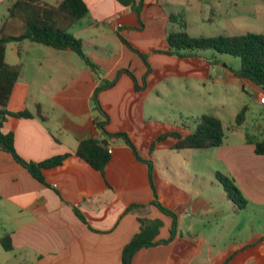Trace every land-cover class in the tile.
Masks as SVG:
<instances>
[{
    "label": "crops",
    "instance_id": "0c3cea01",
    "mask_svg": "<svg viewBox=\"0 0 264 264\" xmlns=\"http://www.w3.org/2000/svg\"><path fill=\"white\" fill-rule=\"evenodd\" d=\"M11 1L0 0V24ZM40 1L56 5L60 0ZM83 1L88 15L69 31L82 41L95 70L70 49L29 40L6 45L5 61L21 65L6 110L28 111L31 116H7L2 130L14 133L15 150L27 161L72 155L44 170L41 183L10 153L0 150V238L9 234L12 246L5 250L0 243V264H121L123 247L139 230L138 217L159 218L162 226L156 239L170 236L172 217L150 204L149 165L135 157L124 139L102 134L95 124L99 115L93 92L103 81L114 79L98 94L109 116L106 130L127 132L140 156L151 162L157 200L176 213L174 237L138 249L131 264H264V153L256 154L253 144L264 137L260 101L264 91L238 78L233 70L240 66L228 65L227 58L223 61L214 51L181 57L158 52L168 48L167 34L179 28L170 15H180L191 36L205 35L198 33L208 30V22L214 24L216 32L210 35L215 36L264 33V0H143L139 14L117 0ZM191 19L199 21V28L190 25ZM122 39L147 54L148 73L138 53ZM216 66L221 67L216 77L224 82L235 79L243 90L252 91L251 100L244 104V120L254 108L261 137L245 131L235 141L201 149L210 152L206 159L194 151L200 149H172V138L157 142L150 151L158 135L189 129L180 127L185 125L181 118L177 123L148 114L147 106L156 111L158 99L174 93L175 85L193 88L198 81L205 86L215 77ZM123 69L130 70L140 85L145 78V87L136 90L130 75H117ZM87 137L105 140L111 149L103 173L73 154ZM218 172L234 180L247 200L244 208H238L222 189L220 194L231 204H213L214 191L204 184L205 175L217 179ZM132 204L139 206L127 211ZM218 226L227 230L219 233ZM243 228L250 233L230 237L231 230Z\"/></svg>",
    "mask_w": 264,
    "mask_h": 264
},
{
    "label": "trees",
    "instance_id": "16d2710c",
    "mask_svg": "<svg viewBox=\"0 0 264 264\" xmlns=\"http://www.w3.org/2000/svg\"><path fill=\"white\" fill-rule=\"evenodd\" d=\"M121 4L128 5L139 14L143 0H117ZM88 15V7L83 0H60L56 5L48 4L40 0H14L8 5L6 14L2 17L0 24V150L10 153V155L21 164L36 180L44 183V170L60 165L64 159L71 156L72 153H64L49 157L40 162L27 161L20 157L14 147V133L12 131L4 132L2 130L3 122L7 116L30 117L28 111L10 113L6 110L11 92L15 83L21 75L20 64H8L5 61L6 45L9 42H20L29 40L55 49H70L75 52L84 62L95 70L96 65L90 60L84 52L82 41L74 37L69 28ZM169 19L175 21L179 28L167 34L168 48L158 50L166 54H175L177 56H186L196 50H212L218 54H228L240 59V67L233 70L234 74L241 79L250 81L258 89L264 91V33L246 32L237 35H216V36H191L186 29L185 20L180 15H170ZM123 42L134 52L138 53L147 67V73L150 71V65L147 61V54L133 47L128 41ZM127 73L134 82V88L141 90L145 87V78L140 85L134 74L123 69L120 73ZM114 80H105L99 84L92 95L94 109L98 112L95 118V124L102 134L108 136L121 137L129 145L135 157L149 165L148 179L153 193L151 205L156 206L162 213L172 217L173 223L170 227V236L167 239H156L162 226L159 218H141L138 217L139 230L133 234L128 243L123 247L121 253V264H131L134 253L143 247L155 246L159 243L170 241L175 235L176 213L168 207L162 205L157 200V193L153 181L151 162L143 159L129 135L125 131L109 132L106 125L109 116L98 101V94L102 89L109 88L115 83ZM246 106L244 105L236 115V125L242 124L245 118ZM38 115L42 120L45 117L41 115L39 107ZM180 127L189 129L187 133L180 130L166 131L153 139L150 145V151H153L155 144L172 138V149H206L216 147L223 143L225 137L224 127L220 118L201 114L192 123L193 127L188 128L189 124L184 122ZM254 151L256 154L264 153V137L253 140ZM73 154L88 163L95 170L103 173L105 165L110 159L108 145L101 143V140L95 137L81 139ZM219 181L223 182L224 190L228 197L238 206L244 208L247 204L246 198L242 195L234 180L223 174L216 173ZM138 204L130 205L126 210L133 211ZM76 214L86 222L84 216L76 210ZM264 236V234H263ZM0 243L5 250L12 248L9 234H4L0 238Z\"/></svg>",
    "mask_w": 264,
    "mask_h": 264
},
{
    "label": "rangeland",
    "instance_id": "374dc122",
    "mask_svg": "<svg viewBox=\"0 0 264 264\" xmlns=\"http://www.w3.org/2000/svg\"><path fill=\"white\" fill-rule=\"evenodd\" d=\"M193 25V28H199V21L197 19H191L190 25ZM208 30L202 29L198 34H205L199 36H215L210 35L213 31V25L208 22L207 24ZM202 27V26H201ZM202 51V50H196ZM207 53H212L213 51L208 49ZM217 54V53H216ZM220 55L221 59L227 58L228 65L237 68L240 66V59L235 56H231L228 54H217ZM217 67V66H216ZM221 67H217L216 71L213 70L215 77L209 78L205 82V86L202 85L200 82L196 81L195 87H183L179 84L175 85L174 93H165L163 98L158 99V108L154 111L149 105L147 106V112L157 114V116L163 117L165 120L169 117L170 120L175 121L178 123V120H184L186 123L191 124L193 120L196 119L197 116L201 114H210V115H217L222 122L225 131L224 142H231L235 141L238 135H243L246 131L248 134H252L254 136L261 137V132L258 131L255 127L256 125V118L257 113L256 110L253 108L251 112L247 114L246 119L242 122V124L237 127L235 123L236 115L242 108L244 104L249 103L251 100L252 91L249 89L243 90L239 82L235 79H230L228 82H224V79L216 77L218 72L220 71ZM222 73V72H221ZM227 78V77H226ZM247 113V112H246ZM263 137V135H262ZM199 151L201 153L200 157L202 159H206L208 150H194ZM157 156H160L161 152H156ZM197 153V152H196ZM209 174L205 175V185L207 188H211L213 193L214 205H225L224 203L231 202L224 198L223 193L220 194L222 189L224 190V183L221 181H217L215 176ZM210 182H214L215 184L221 186L218 188L216 185H211ZM228 205V204H227ZM242 217V216H241ZM263 221L260 220L259 227L262 226ZM216 228V226L214 225ZM209 226L206 227V232H209ZM217 232L222 233L225 232L227 229L222 228L220 226L217 227ZM257 229H252L255 231ZM210 231H215L211 230ZM229 231V230H228ZM216 232V231H215ZM227 233V232H226ZM250 233L245 228L239 230H231L230 237L239 238L244 237ZM229 237V236H228Z\"/></svg>",
    "mask_w": 264,
    "mask_h": 264
},
{
    "label": "built area",
    "instance_id": "2783aa9c",
    "mask_svg": "<svg viewBox=\"0 0 264 264\" xmlns=\"http://www.w3.org/2000/svg\"><path fill=\"white\" fill-rule=\"evenodd\" d=\"M260 101L264 104V94L260 96ZM109 152H111V149H108Z\"/></svg>",
    "mask_w": 264,
    "mask_h": 264
},
{
    "label": "water",
    "instance_id": "95a60500",
    "mask_svg": "<svg viewBox=\"0 0 264 264\" xmlns=\"http://www.w3.org/2000/svg\"><path fill=\"white\" fill-rule=\"evenodd\" d=\"M101 143L104 144V145H106V141L105 140L101 141Z\"/></svg>",
    "mask_w": 264,
    "mask_h": 264
}]
</instances>
